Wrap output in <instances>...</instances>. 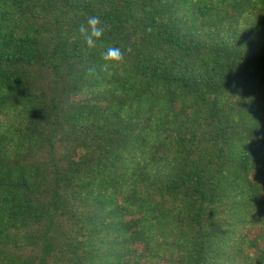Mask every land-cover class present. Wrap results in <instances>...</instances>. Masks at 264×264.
I'll return each instance as SVG.
<instances>
[{
  "label": "trees",
  "instance_id": "trees-1",
  "mask_svg": "<svg viewBox=\"0 0 264 264\" xmlns=\"http://www.w3.org/2000/svg\"><path fill=\"white\" fill-rule=\"evenodd\" d=\"M0 264H264V0H0Z\"/></svg>",
  "mask_w": 264,
  "mask_h": 264
},
{
  "label": "clouds",
  "instance_id": "clouds-1",
  "mask_svg": "<svg viewBox=\"0 0 264 264\" xmlns=\"http://www.w3.org/2000/svg\"><path fill=\"white\" fill-rule=\"evenodd\" d=\"M78 32L87 47L93 49L97 44L102 43L104 27L99 17L91 16L87 19L86 24L80 25ZM103 60L106 66H118L123 61V53L119 47L108 46L103 52Z\"/></svg>",
  "mask_w": 264,
  "mask_h": 264
}]
</instances>
